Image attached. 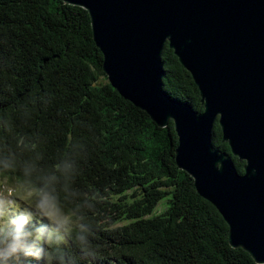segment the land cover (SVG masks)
Segmentation results:
<instances>
[{
    "label": "trees",
    "instance_id": "16d2710c",
    "mask_svg": "<svg viewBox=\"0 0 264 264\" xmlns=\"http://www.w3.org/2000/svg\"><path fill=\"white\" fill-rule=\"evenodd\" d=\"M161 60L163 89L202 111L167 43ZM102 61L84 8L0 0V180L31 213L0 232V264H259L176 165L172 120L157 126L124 99ZM211 140L230 153L217 122Z\"/></svg>",
    "mask_w": 264,
    "mask_h": 264
},
{
    "label": "water",
    "instance_id": "95a60500",
    "mask_svg": "<svg viewBox=\"0 0 264 264\" xmlns=\"http://www.w3.org/2000/svg\"><path fill=\"white\" fill-rule=\"evenodd\" d=\"M63 1L87 10L111 86L157 126L172 120L175 163L221 214L229 244L264 264V0ZM165 43L202 111L163 89ZM215 122L230 153L212 144Z\"/></svg>",
    "mask_w": 264,
    "mask_h": 264
},
{
    "label": "rangeland",
    "instance_id": "374dc122",
    "mask_svg": "<svg viewBox=\"0 0 264 264\" xmlns=\"http://www.w3.org/2000/svg\"><path fill=\"white\" fill-rule=\"evenodd\" d=\"M15 187L8 185L0 180V232L10 224H12L16 219L26 220L31 216V213L24 207L23 204L14 203L12 195H16L14 192ZM161 206L157 207L159 210ZM48 216L51 218L52 222H56L61 219L59 216L55 215L53 212H48ZM56 224V223H55ZM23 243L20 237H7L5 238L2 248L14 252L15 249L21 246Z\"/></svg>",
    "mask_w": 264,
    "mask_h": 264
}]
</instances>
